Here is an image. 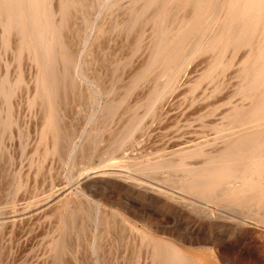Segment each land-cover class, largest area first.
<instances>
[{"label": "rangeland", "instance_id": "1", "mask_svg": "<svg viewBox=\"0 0 264 264\" xmlns=\"http://www.w3.org/2000/svg\"><path fill=\"white\" fill-rule=\"evenodd\" d=\"M115 1L43 3L50 16L43 26L52 25L43 47L29 38L25 17L8 35L0 20V264H171V253L186 256L185 264H264V199L255 189L234 193L238 181H216L204 170L222 155H236L240 165L225 146L264 128L250 117L259 89L248 102L243 87L252 78L242 81L238 69L254 63L260 29L235 26L229 32L241 47L187 53L176 70L149 72L166 23L178 28L175 18L163 19L167 0ZM180 29L178 44L191 30ZM133 119L142 123L132 126ZM189 181H211L218 196Z\"/></svg>", "mask_w": 264, "mask_h": 264}, {"label": "bare ground", "instance_id": "2", "mask_svg": "<svg viewBox=\"0 0 264 264\" xmlns=\"http://www.w3.org/2000/svg\"><path fill=\"white\" fill-rule=\"evenodd\" d=\"M69 1V0H68ZM105 0H103L104 2ZM109 1V0H108ZM111 1V0H110ZM114 1V0H112ZM117 1V0H116ZM115 1V2H116ZM143 1V0H140ZM139 1V2H140ZM154 0H146L147 5H150ZM221 1V0H220ZM48 2V0H0V15L3 16V13H7V20L4 21L3 19L0 18L1 23L3 24V30L5 33L6 31H8L11 29V25H16L18 26L20 21L25 17L27 24H29V38H32L34 40H36V43H34V45H39L40 47H43L46 45L45 42V35L50 33V30L52 28L51 26H43V19L44 18H48L49 13H45L44 11V4ZM58 2V1H57ZM79 2V0H78ZM77 0H76V5H77ZM101 2V1H99ZM114 2V4H116ZM145 2V3H146ZM158 2V0H157ZM160 2V1H159ZM158 2V3H159ZM53 3V0H52ZM59 3V2H58ZM73 3V2H72ZM75 3V2H74ZM88 3V2H86ZM112 3V2H111ZM156 3V1L154 2ZM154 3L152 4V7L154 5ZM156 3V5L158 4ZM216 0H167L166 3L163 4L162 7V16L164 17L163 19H169V17H172V19L170 18V20H174L175 18V22H177V26L178 28H176L177 30H174V32L169 31L170 28L166 23V27H164L163 25V32L161 34V36L159 37L158 42L154 43V45L156 44L157 47L154 51V53L152 54V59L151 62L149 63L148 66V70L147 71H152L154 69L158 68H166L169 69L172 67V69H177L180 67L181 63H182V59L183 57L187 54L188 57H190L189 55L193 54L194 52L200 51L201 53H207V51L212 52L213 51V55L215 56L214 51H218L220 49H226L227 47H232L231 50H233V48H236L237 46H240V42H239V38L234 34V32L230 31L229 29H234L235 26H242L243 28L248 27L252 24L257 25V28L260 29V33H261V40L260 42H258V44L256 45V58L253 60L254 63H247L246 60L245 61H241V66L238 65L239 72H243V80L244 82H246L245 80L247 79V77H251L252 80L250 84H244L243 90L246 91V98L248 101V96L249 94L257 89H259L258 92V97L256 98V102L258 103L255 108L252 109V111L250 112V117H254L257 119V124H261L262 122H264V0H224L222 3H220L222 10L224 11V17L222 14V19L224 21V23H220L223 21H218L217 20V14L220 12L216 13L214 12L215 8L217 9V4H216ZM48 4V3H47ZM98 4V2H97ZM113 4V3H112ZM140 4V3H139ZM219 4V3H218ZM54 5V3H53ZM81 5V4H79ZM99 5V4H98ZM101 5L104 6V4L102 3ZM100 5L101 8H103ZM136 5V4H135ZM138 5V4H137ZM84 6H87L84 5ZM89 6V3H88ZM87 6L86 12L83 14L85 15V17L82 19H87L86 16H90V12H87V10L89 9V7ZM92 6V5H91ZM109 6H111V4H109ZM141 4L136 6L138 7L137 10L140 11ZM55 7V6H54ZM62 7V6H61ZM114 7V6H113ZM134 7V8H136ZM151 8V6H149ZM157 7V6H156ZM81 8V7H80ZM85 8V7H84ZM105 8V7H104ZM111 8V7H110ZM115 8V7H114ZM112 8V9H114ZM154 8V7H153ZM152 8V10H154ZM71 9V8H70ZM63 10H65L66 12V7H63ZM83 10V8L81 9ZM125 10V9H124ZM149 10V9H148ZM151 10V9H150ZM84 11V10H83ZM101 11V10H99ZM147 11V10H146ZM96 12V11H95ZM112 12V11H111ZM137 12V11H135ZM152 12V11H151ZM150 12V13H151ZM182 13L179 17H178V13ZM184 12V13H183ZM134 13V11H133ZM139 13V12H137ZM136 13V14H137ZM216 13V14H215ZM68 14V12H67ZM73 14V12H72ZM87 14V15H86ZM89 14V15H88ZM118 14V13H117ZM71 15V14H70ZM132 15V14H131ZM148 15V14H147ZM146 15V16H147ZM48 16V17H47ZM57 16V15H56ZM69 16V15H68ZM73 16V15H72ZM70 16V17H72ZM135 16V13L134 15ZM138 16V14L136 15V17ZM149 16V15H148ZM97 17V16H96ZM95 17V18H96ZM100 17V16H99ZM145 17V16H144ZM90 18H92L90 16ZM89 18V20H90ZM109 18V17H108ZM132 18V17H131ZM140 18V17H139ZM146 18V17H145ZM157 18V16H156ZM56 19V18H55ZM68 19V17H67ZM72 19V18H71ZM81 19V18H80ZM94 19V18H93ZM98 21V18H96ZM142 19V18H141ZM140 19L141 23L142 20ZM155 19V18H154ZM154 19H152L153 21H155ZM220 19V18H219ZM262 19V21H261ZM144 20V18H143ZM221 20V19H220ZM50 21V20H48ZM47 21V22H48ZM72 21V20H71ZM85 21V20H84ZM95 21V19H94ZM103 21V20H102ZM116 21V20H115ZM153 21L151 22V24L153 23ZM169 21V20H168ZM260 21L262 22L260 24ZM70 22V21H68ZM80 22V21H79ZM81 22H83L81 20ZM80 22V23H81ZM99 22V21H98ZM97 22V24H98ZM104 22V21H103ZM119 22V21H118ZM164 22V21H163ZM174 22V23H175ZM85 23V22H84ZM96 22H94L95 24ZM100 23V22H99ZM139 24V21L137 22ZM82 24V23H81ZM104 24V23H101ZM130 24V23H129ZM162 24V23H161ZM160 24V25H161ZM222 24V25H221ZM68 25V23H67ZM70 25V24H69ZM79 25V24H78ZM88 25V21L87 24ZM90 25V24H89ZM92 25V24H91ZM124 25V24H123ZM155 25V23H154ZM224 25H226V27H224ZM260 25V26H259ZM80 26V25H79ZM85 26V25H84ZM96 26V25H95ZM138 26V25H136ZM151 26V25H150ZM173 26V25H172ZM176 26V27H177ZM70 26H68L69 28ZM78 27V26H77ZM88 27V26H86ZM92 27V26H91ZM100 27V24H99ZM98 27V28H99ZM71 28V27H70ZM79 28V27H78ZM81 28V27H80ZM119 28V27H118ZM117 28V29H118ZM140 28V27H139ZM149 28V27H148ZM180 28H184V29H189L190 33L188 34V37L186 38V40L184 42H181L178 44L177 40L180 39L181 36L179 33V30H181ZM251 28V27H250ZM135 29V28H134ZM133 29V30H134ZM241 29V27H240ZM79 30V29H78ZM95 30V28H94ZM130 30V29H129ZM246 30V29H245ZM250 30V29H249ZM80 31V30H79ZM124 31V30H123ZM127 31V30H126ZM136 31V30H135ZM148 31V29H147ZM185 31V30H184ZM133 32V31H132ZM137 32V31H136ZM7 33V32H6ZM7 33V35H8ZM72 33V31H71ZM251 33V32H250ZM10 34V33H9ZM74 34V33H73ZM81 34V33H80ZM79 34V37H82ZM89 34V33H88ZM86 34V36L88 35ZM135 34V33H134ZM133 34V35H134ZM66 35V33H65ZM64 35V36H65ZM4 36V35H3ZM15 36V34H14ZM76 36H78L76 34ZM84 36V35H83ZM122 36V35H121ZM131 36V35H130ZM136 37V34L134 35ZM133 36V37H134ZM92 37V36H91ZM132 37V36H131ZM4 38V37H3ZM16 38V37H14ZM49 38V37H48ZM65 38V37H64ZM63 38V39H64ZM74 38V37H73ZM32 39H29L26 41V44L31 42ZM70 38H68L69 40ZM82 39V38H81ZM92 39V38H91ZM128 39L130 40L131 38L128 37ZM151 40H154L152 38H150ZM149 39V40H150ZM79 41V39H77ZM89 39H86V42ZM133 40V39H132ZM131 40V41H132ZM148 40V41H149ZM65 41V39H64ZM83 41V40H82ZM90 41V40H89ZM146 41V40H145ZM183 41V40H182ZM81 41H79L80 43ZM78 43V44H79ZM89 43V42H88ZM127 43V42H126ZM147 43V41H146ZM74 44V43H73ZM77 44V43H75ZM85 44V42H84ZM83 44V45H84ZM101 44V43H99ZM152 44V43H151ZM32 45V44H31ZM65 47L70 51V45H72L71 43L69 44L68 41L64 42ZM80 45V44H79ZM82 45V46H83ZM87 45V43H86ZM89 45V44H88ZM248 45V44H247ZM33 46V45H32ZM85 46V45H84ZM101 46V45H100ZM98 45V47H100ZM150 46V45H149ZM149 46H145L148 47ZM243 46V45H242ZM73 47V46H72ZM72 47H71V51H72ZM75 47V46H74ZM96 47V46H95ZM241 47V46H240ZM244 47V46H243ZM249 47V46H247ZM247 47L245 48L247 51ZM102 48V47H100ZM145 49V48H143ZM79 50V49H78ZM77 50V51H78ZM100 50V49H99ZM146 50V49H145ZM196 50V51H195ZM70 51V52H71ZM75 51V49H73V52ZM77 51H75L77 53ZM86 51V50H85ZM85 51L83 52L85 54ZM143 51V50H142ZM189 51V52H188ZM226 51V50H225ZM241 51V50H240ZM246 51L244 50V52L246 53ZM94 52V50H93ZM150 52V51H148ZM229 52V51H228ZM75 53V54H76ZM81 52H79L80 55ZM110 53V51H109ZM147 53V51H146ZM218 53V52H217ZM216 53V54H217ZM74 54V56L76 57V55ZM83 54V55H84ZM88 54V53H87ZM94 54V53H93ZM112 54V52L110 53ZM211 54V55H212ZM241 54V53H240ZM62 55V54H60ZM86 55V54H85ZM89 55V54H88ZM118 55V54H116ZM229 55V54H228ZM241 55H244L243 53ZM73 56V54H72ZM96 56V55H95ZM119 56V55H118ZM192 56V55H191ZM233 56V55H232ZM89 57V56H88ZM110 57V56H109ZM145 57V56H143ZM186 57V56H185ZM222 57V56H221ZM224 57V56H223ZM243 57V56H241ZM57 58V57H56ZM69 58V57H68ZM210 58V56H209ZM246 58V57H245ZM58 59V58H57ZM65 59V57H64ZM85 59V58H84ZM193 59V58H192ZM242 59V58H241ZM61 60V59H60ZM88 60V59H87ZM213 60V57L212 59ZM222 60V59H221ZM220 60V61H221ZM71 61V60H70ZM208 62V60H205ZM204 61V63H206ZM229 61V60H228ZM52 62V61H51ZM69 62V61H68ZM74 62V61H71ZM124 62V61H123ZM128 62V60H127ZM203 62V61H202ZM210 62V60H209ZM212 62V61H211ZM214 62V60H213ZM223 62V61H222ZM236 62V61H235ZM234 63H232L234 66ZM132 63V62H131ZM228 63V62H227ZM243 63H247V65L243 64ZM80 64V63H79ZM87 64V62H86ZM123 64V63H121ZM119 64V65H121ZM207 66L209 63H206ZM211 64V63H210ZM97 65V63H96ZM220 65V64H219ZM71 66V65H70ZM87 66V65H86ZM111 66V65H110ZM217 66V65H216ZM221 66V65H220ZM89 67V66H88ZM117 67V66H116ZM115 67V68H116ZM123 67V66H122ZM203 67V66H201ZM200 67V68H201ZM206 67V65H205ZM210 67V66H209ZM222 67V66H221ZM230 67V66H229ZM251 68V71L248 69ZM229 68L231 70V72H233V69ZM83 69V68H82ZM88 69V68H87ZM119 69V68H118ZM117 69V70H118ZM131 69V68H130ZM198 69V68H197ZM206 69H210V68H206ZM227 68V71L229 70ZM233 69V70H232ZM236 69V68H235ZM72 70V69H71ZM74 70V69H73ZM72 70V71H73ZM135 70V68H134ZM139 70V69H138ZM158 70V69H157ZM156 70V71H157ZM218 70V69H217ZM216 70V72H218ZM121 71V70H120ZM160 71V70H159ZM190 71V70H189ZM204 71V70H203ZM215 71V70H214ZM222 71V70H221ZM235 71V70H234ZM137 72V71H135ZM134 72V73H135ZM153 72V71H152ZM166 72V71H165ZM164 72V73H165ZM215 72V73H216ZM248 72H250L249 74H247ZM148 73V72H147ZM200 73V72H199ZM214 73V72H213ZM69 74H72V72ZM116 74V73H115ZM143 74V73H142ZM230 74V73H229ZM233 74V73H232ZM132 75V74H131ZM146 75V74H145ZM143 75V76H145ZM173 75V74H172ZM197 75V74H196ZM200 75V74H198ZM226 75V74H225ZM67 76V75H66ZM211 76V75H210ZM217 76V75H216ZM59 77V76H57ZM72 77V76H71ZM154 77V76H153ZM156 77V76H155ZM190 77V76H189ZM198 77V76H197ZM200 77V76H199ZM230 77V76H229ZM234 77V75H233ZM98 78V76H97ZM130 78V76H129ZM187 78V77H186ZM227 78V77H225ZM224 78V79H225ZM72 79V78H71ZM170 78H168L169 80ZM209 79V78H208ZM216 79V78H215ZM58 80V79H57ZM61 80V78H60ZM117 79H114L113 81H115ZM152 80V79H151ZM211 80V77H210ZM219 80V79H218ZM67 81V80H66ZM68 81L69 78H68ZM123 81V79H122ZM206 82L208 80H205ZM259 81H263L262 86L257 87L258 82ZM101 82V81H100ZM128 82V81H127ZM242 82V83H244ZM61 82H58L59 85ZM70 83V82H69ZM114 83V82H113ZM152 83V82H151ZM166 83V82H165ZM164 83V84H165ZM219 83V82H218ZM222 83V82H221ZM220 83V84H221ZM233 83V82H232ZM97 84V83H96ZM119 84V83H118ZM169 84V83H168ZM203 84V83H202ZM231 84V83H230ZM32 85V84H31ZM68 86V84H66ZM70 85V84H69ZM174 85V84H173ZM21 86V85H20ZM33 86V85H32ZM122 86V85H121ZM169 86V85H167ZM230 86V85H229ZM232 86V85H231ZM164 87V85H163ZM166 87V86H165ZM208 87V86H207ZM219 87V86H218ZM61 89V87H59ZM77 88V87H76ZM157 88V87H156ZM176 88V87H175ZM222 88V86H221ZM71 89V88H70ZM115 89V87H114ZM112 89V90H114ZM121 89V88H120ZM167 88H165L166 90ZM209 89V88H208ZM59 90V89H58ZM69 90V89H68ZM68 90H65L67 92H69ZM72 90V89H71ZM241 90V89H240ZM24 91V90H23ZM40 91V90H39ZM75 91V90H74ZM85 91V90H84ZM118 91V90H117ZM162 91V90H161ZM251 91V92H249ZM21 92V91H20ZM61 92V91H60ZM66 92V93H67ZM115 92V91H113ZM208 92V91H207ZM249 92V93H248ZM24 93V92H23ZM22 93V94H23ZM62 93V92H61ZM76 93V92H75ZM78 93V91H77ZM116 93V92H115ZM160 92H158L159 95ZM71 94V93H70ZM197 94V93H196ZM242 94V93H241ZM61 95V94H60ZM66 95V94H65ZM78 95V94H77ZM76 95V97H77ZM147 95V94H146ZM204 95V94H203ZM29 96V94H28ZM69 94L66 95V97H68ZM75 96V94H74ZM112 96V95H111ZM134 96V95H133ZM136 96V95H135ZM245 96V95H244ZM70 97V96H69ZM109 97V96H108ZM107 97V98H108ZM123 97V96H122ZM157 97V96H156ZM201 97V96H200ZM204 97V96H203ZM62 98V97H59ZM83 98V97H82ZM114 98V96H113ZM138 98V97H137ZM202 98V97H201ZM245 98V97H243ZM74 99V98H73ZM192 99V98H191ZM77 100V98H76ZM75 100V101H76ZM137 100V99H136ZM156 100V99H155ZM254 100V99H253ZM18 101V100H17ZM67 101V99H66ZM65 101V102H66ZM250 101V100H249ZM248 101V102H249ZM38 103V101H35ZM63 102V101H62ZM168 102V101H167ZM246 102V101H245ZM67 103V102H66ZM72 103V102H71ZM149 103V102H148ZM153 103V102H152ZM63 104V103H62ZM195 104V103H194ZM207 104V103H206ZM76 105V104H75ZM236 105V104H235ZM64 106V104H63ZM107 106V105H106ZM111 106V105H109ZM230 106V105H229ZM36 107V106H35ZM43 107V106H42ZM41 107V108H42ZM108 107V106H107ZM227 107V106H226ZM111 108V107H110ZM107 108V109H110ZM64 109V108H63ZM106 109V110H107ZM105 110V109H104ZM105 110V111H106ZM208 110V109H207ZM229 110V109H228ZM43 111V110H42ZM64 112V111H63ZM216 112V111H215ZM231 112V111H230ZM233 112V111H232ZM45 113V112H44ZM43 113V115H44ZM69 113V112H68ZM226 113V112H225ZM202 114V113H201ZM199 115V114H198ZM224 115V114H223ZM237 117L238 114L236 113ZM128 116V115H127ZM135 116V115H134ZM137 117V116H136ZM149 117V116H148ZM156 117V116H154ZM150 118V117H149ZM209 118V117H208ZM51 119V117H50ZM134 120V119H133ZM230 120V119H229ZM52 121V120H51ZM131 121V120H130ZM123 122V121H122ZM141 122V119H140ZM140 122H138L137 119H135L132 123L133 125H139ZM203 122V121H202ZM231 122V121H230ZM239 122V121H238ZM241 122V121H240ZM239 122V123H240ZM51 123V122H50ZM60 123V121H59ZM142 123V122H141ZM242 123V122H241ZM145 124V123H144ZM237 124V123H236ZM238 125V124H237ZM220 126V125H219ZM243 126V125H242ZM66 127V126H65ZM68 127V126H67ZM138 126H136L135 128H137ZM69 128V127H68ZM133 128V130L135 129ZM208 129V128H207ZM224 130V129H222ZM115 131V129H114ZM60 132V131H59ZM132 132V131H131ZM222 132V131H221ZM114 133V132H113ZM49 134V133H48ZM120 135V134H119ZM128 135V134H127ZM225 135V134H224ZM224 135H222V137H224ZM65 136V135H64ZM110 137V136H109ZM63 138V137H62ZM227 139V138H226ZM60 141V140H59ZM200 141V140H199ZM96 142V141H95ZM122 142V141H121ZM125 142V141H123ZM230 142V140H229ZM90 144V143H89ZM92 144V143H91ZM41 145V144H40ZM87 145V144H86ZM115 145V144H113ZM58 146V145H57ZM121 146V144H120ZM119 146V147H120ZM114 147V146H113ZM215 147V146H214ZM228 149H232V150H236L237 151V156L242 158V163L240 165H236L234 162V160L236 159V155L230 154V155H222L221 159L218 161V163H216L215 165L211 164V166H207L204 170L207 172H211L214 171L213 173H215L216 178L215 180L218 181L220 179H228L229 183H233V181H238L240 184H238L236 187V189L234 190V193H240L242 190H246V189H255V191H253L255 193V197H258V199H261V201L264 199V128L261 129V131L259 133H254V134H250L248 136V138L245 139H238L235 142H233L232 144H229L228 146H225ZM118 148V147H117ZM200 148V146H199ZM205 148V147H204ZM203 148V149H204ZM210 148V147H209ZM48 149V148H47ZM202 149V148H200ZM91 151V150H90ZM200 151V150H199ZM207 152V151H206ZM226 152V151H225ZM43 153V152H42ZM202 159V158H201ZM204 159V158H203ZM1 160V159H0ZM214 161V159H212ZM191 161V160H190ZM210 161H208L209 163ZM187 163V162H186ZM108 167V166H107ZM111 167V166H110ZM114 168V167H113ZM107 171V170H106ZM113 170H111L112 172ZM97 172V171H96ZM117 173V172H116ZM194 173V172H193ZM95 174V173H94ZM97 174V173H96ZM107 174V173H106ZM98 175V174H97ZM100 175V174H99ZM227 181V180H226ZM223 183H226L225 181ZM200 184V185H199ZM228 184V183H226ZM231 184L229 185V187L231 186ZM187 185L189 187H195L198 188L200 190H210L211 192H214V194L216 196L218 192H216V188H213V184L211 181H201L200 183H198V185L196 184H192L191 181H189L187 183ZM187 186V188H188ZM254 186V188H252ZM228 187V186H227ZM226 188V187H225ZM191 189V188H190ZM219 189V188H218ZM63 189H58L56 190V194L55 195H59L63 192ZM227 190H230L229 188ZM258 190V191H257ZM66 191V190H65ZM54 193V192H53ZM53 195V194H52ZM51 195V196H52ZM214 195V196H215ZM237 195V194H236ZM242 195V194H241ZM63 199V198H62ZM50 201V200H49ZM264 203V202H263ZM262 204V202H261ZM264 205V204H263ZM6 216V215H5ZM103 219V218H102ZM1 220V219H0ZM65 220H67L65 218ZM68 221V220H67ZM66 221V222H67ZM84 225V224H83ZM127 226V225H126ZM119 228V227H118ZM118 231V230H117ZM87 232V231H86ZM120 235V234H119ZM122 237V236H121ZM143 237V236H142ZM138 239V238H137ZM66 241V240H65ZM211 242V241H210ZM169 246V245H167ZM200 247V246H199ZM202 247V246H201ZM130 249V248H129ZM166 249V248H165ZM169 249V247H168ZM176 249V248H175ZM175 249L173 251H175ZM149 250V249H148ZM172 250V249H171ZM177 250V249H176ZM172 252V251H171ZM147 253V252H146ZM135 254V253H134ZM168 254V253H167ZM184 254V253H183ZM161 256V255H160ZM166 257V251L165 254H163V257ZM176 253H171V256H169L170 258L174 259L173 263H179V264H185L186 262V256L185 257H180V259L178 257H176ZM179 256V255H178ZM183 256V255H182ZM162 258L160 259V262L162 260ZM178 258V259H177ZM164 260V258H163ZM162 260V261H163ZM169 260V259H168ZM180 260V261H179ZM171 261V260H170ZM124 262V261H123ZM169 262V261H168ZM164 263V262H163ZM171 262V264H173ZM162 264V263H161ZM168 264V263H166ZM262 264V263H261Z\"/></svg>", "mask_w": 264, "mask_h": 264}]
</instances>
